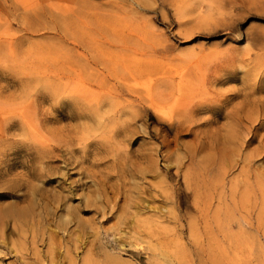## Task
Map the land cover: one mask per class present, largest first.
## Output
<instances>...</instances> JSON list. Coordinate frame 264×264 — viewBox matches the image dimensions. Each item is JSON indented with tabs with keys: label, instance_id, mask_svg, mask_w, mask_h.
I'll list each match as a JSON object with an SVG mask.
<instances>
[{
	"label": "rangeland",
	"instance_id": "1",
	"mask_svg": "<svg viewBox=\"0 0 264 264\" xmlns=\"http://www.w3.org/2000/svg\"><path fill=\"white\" fill-rule=\"evenodd\" d=\"M234 1L0 0V264H264V194L252 176L255 196L238 185L233 198L243 207L228 196L240 158L217 171L213 125L174 142L137 107L146 85L183 98L168 106L264 97V46L251 38L264 34V0ZM202 35L216 39L191 43ZM190 162L206 170L187 212L171 172Z\"/></svg>",
	"mask_w": 264,
	"mask_h": 264
},
{
	"label": "bare ground",
	"instance_id": "2",
	"mask_svg": "<svg viewBox=\"0 0 264 264\" xmlns=\"http://www.w3.org/2000/svg\"><path fill=\"white\" fill-rule=\"evenodd\" d=\"M164 1V0H161ZM136 2V1H135ZM233 4L235 3L234 0H232ZM240 2L241 6L243 4H245L246 0H239L238 3ZM249 35V34H248ZM252 39H254L256 42H258L260 45L264 46V34L261 33H257L256 35H252L251 37ZM251 39V40H252ZM158 83V82H157ZM146 85V84H145ZM144 85V86H145ZM151 85V84H150ZM160 85V84H159ZM143 86V87H144ZM150 86L146 85L144 87V94H145V98L143 99V103L146 101V105H144L143 103H139L137 104L138 106V110L139 112H145L147 113V111H151L154 116L156 117V122L157 119H161L164 121V123H162V126L168 130H173V141L177 142V140L179 139V137H181L182 132L183 131H188V132H193L194 133V137L197 138H201L199 133L196 134L195 132L199 129L198 127L202 126V125H209L210 127L213 125V144L211 142V145H214V151L216 152L217 157V163L215 161L216 164H218L219 166L217 167V171L219 170L218 168H223L226 165H231L232 160L234 161L235 155L237 157H239L240 159H238V161L240 160L241 164L243 165L242 168L245 167L246 170H241L243 171L242 173H240L242 175V177L240 178H236L238 181L235 180L234 184L237 187L238 185H242V187H249L248 190H250L251 192H249L247 190V188H244V192H246L244 195H247L249 192V195L251 196V194L253 195L254 191L251 190L250 185L253 184V182H250V179H252L251 177L253 176L252 181L255 182L257 190L259 191L260 195L264 194V177H262V175H264V173H260L261 171H264V169L260 170L259 173H257V171L259 170L258 168V164H256L255 166L258 168V170L256 172H253L252 170H254L256 167H254V163L256 161H259L260 159L264 158V156H261V152L264 151V133L259 134L260 132L258 131L257 133V124L259 123V125L264 124V119H261V116H264V97H258L257 100L256 98H252V101L249 103V94L244 93L241 95V98L243 100L239 101V103H233L231 104L232 106L228 107V103L229 101L227 100V97H225L223 100H218V103H215L214 105H208V107H203L200 106V104H196L198 102H196L195 104L192 103V105H184V102L181 103L182 107H178L177 105L174 106H168L169 101L171 102V100H173L176 104H180L179 101L181 100V96L178 93H174L175 91H173L174 94L171 93H166L163 92V96H160V93H157V96L159 97H152L150 95ZM169 87V86H168ZM126 89V88H125ZM174 89V88H173ZM123 91V90H122ZM126 91V90H125ZM152 92V91H151ZM157 92V91H156ZM128 93V92H126ZM134 93V92H133ZM243 93V92H242ZM135 94V93H134ZM187 94V93H186ZM204 94V93H203ZM129 95V94H128ZM132 95V93H131ZM138 95V94H136ZM237 94H235L236 96ZM119 96V95H118ZM135 96V95H134ZM140 97V95H138ZM156 96V95H155ZM208 96V95H207ZM132 97V96H131ZM202 96H200L199 98L201 99ZM198 97L196 98L197 100L199 99ZM133 99V98H132ZM135 100H137L136 98H134ZM133 99V100H134ZM141 99V98H140ZM138 99V100H140ZM183 99V98H182ZM230 99V98H229ZM132 100V101H133ZM137 100V101H138ZM251 100V99H250ZM204 101V99H203ZM227 101V103H225ZM186 102V101H185ZM138 103V102H137ZM173 104V103H172ZM189 104V103H188ZM248 105H251V107H247ZM136 108V106H134ZM129 108V107H128ZM125 112V111H124ZM210 112L211 117L210 118H205L204 120L200 121V122H196L194 121V119L196 120V118H193L194 116L197 115V113H207ZM196 114V115H195ZM199 115V114H198ZM197 115V116H198ZM253 115V116H252ZM135 116V115H134ZM250 116L254 118V122L258 123L254 124L253 119L250 118ZM208 117V116H207ZM200 118V117H199ZM197 117V119H199ZM220 118H224L226 121V123H218ZM252 123H250V119ZM135 119V118H134ZM9 120V119H8ZM249 120V121H248ZM11 122V121H10ZM9 122V123H10ZM120 122V121H119ZM20 123V122H19ZM249 124V125H248ZM22 126V125H21ZM207 126V127H209ZM253 128H256V133L253 134V131L251 130ZM4 128V127H3ZM264 129V128H262ZM207 130V129H206ZM252 131V136L249 135L248 139H244L245 138V133L246 132ZM259 130V129H258ZM200 130H198L199 132ZM205 131V130H202ZM204 133V132H202ZM207 134V132H206ZM248 134V133H247ZM212 136V135H211ZM206 137V136H204ZM248 137V136H246ZM4 138V137H3ZM196 138V139H197ZM1 139V138H0ZM255 142H257V144L253 147L250 148L251 150L249 152H245L246 154H243V152L241 153V151H243V149L248 145L249 142H252L254 140H256ZM172 141V140H171ZM200 141V140H199ZM199 143V142H198ZM209 144V143H208ZM250 145V143H249ZM199 146V145H198ZM204 146V145H203ZM205 146H208L207 144ZM200 147V146H199ZM197 147V148H199ZM202 147V145H201ZM209 147V146H208ZM211 147V146H210ZM248 148V147H247ZM200 150V148H199ZM202 151V150H201ZM198 152V151H197ZM188 153V152H187ZM192 154V153H191ZM194 154H197L196 151L194 152ZM210 155V154H209ZM264 155V154H262ZM192 156V155H191ZM196 156V155H195ZM213 156V155H212ZM188 158V157H187ZM195 158V157H193ZM197 158V156H196ZM167 160H170V157L166 158ZM189 159V158H188ZM202 160V159H201ZM210 160V156H206L205 159L202 160L203 165L206 166L207 161ZM193 161V160H192ZM197 161V160H196ZM194 161V162H196ZM237 161V162H238ZM178 162V161H177ZM206 162V163H205ZM169 163V162H168ZM201 163V162H200ZM205 163V164H204ZM234 163V162H233ZM238 162V164H240ZM190 166L189 168L194 165L193 162H190ZM197 164V163H196ZM201 165V164H199ZM261 166V164H259ZM241 166V165H240ZM233 165H231L229 168H232ZM253 167V169L251 168ZM207 168V166H206ZM228 168V169H229ZM179 166L178 164L176 165V168L174 170V172H171V174H173L176 178V184L174 186V188L170 189V191L172 190V193L175 195V197L179 198V201L183 203L184 206V210L187 212H191L193 210H195L196 208L193 209V207H195V204H197V199L195 198V196L193 197V199H190V190H193L192 192H195V190H197V188L199 187L198 183H196V181H194L196 179V177L198 176V171L204 170L205 167H203L202 165L200 167H195L193 169L190 168L189 171L187 172H180L181 169L179 170ZM226 168V171L228 170ZM163 170L165 173H170L168 165H166L165 167H163ZM206 170V169H205ZM231 170V169H230ZM223 171V170H221ZM252 171V175L251 172ZM220 172V171H219ZM218 172L219 175H217L218 177H216V179H218L221 175ZM202 173V172H200ZM205 173V172H204ZM230 173V172H229ZM221 174H223V172H221ZM200 175V174H199ZM238 175V174H237ZM207 176V175H206ZM223 177V175H222ZM199 178V176L197 177ZM207 178V177H206ZM233 178V177H232ZM200 179V178H199ZM198 179V180H199ZM215 179V180H216ZM223 179V178H222ZM235 179V177H234ZM214 180V181H215ZM220 180V179H219ZM224 180V179H223ZM231 180V179H230ZM201 182V180H199ZM198 181V182H199ZM206 181V179L204 180ZM204 181H202V184L204 183ZM222 181V180H221ZM199 182V183H200ZM211 186L213 187V179L212 181L210 180ZM218 182V181H217ZM216 181L214 182V184L217 183ZM209 183V182H208ZM244 184V185H243ZM219 185V182H218ZM221 185V184H220ZM254 185V184H253ZM198 186V187H197ZM204 186V185H203ZM202 186V188H203ZM215 186V185H214ZM234 186V185H233ZM232 186V187H233ZM255 186V185H254ZM206 187V186H205ZM204 187V188H205ZM210 187V186H209ZM221 188L224 186H220ZM236 187L231 188L230 192L228 194V196H230L231 200L233 201V204L235 203V207H238V203H236V201L234 199H236L237 197V193L241 190L238 191V187L236 189ZM252 187V186H251ZM201 188V190H202ZM215 188V192L217 190V187H210V190H213ZM219 188V187H218ZM230 188V187H229ZM241 188V187H239ZM254 189V187H252ZM199 189V188H198ZM220 189V188H219ZM227 189V188H226ZM167 190V189H165ZM164 190V196H167V194H169V192L167 193V191ZM206 189H203L202 192H204ZM222 192V190H220ZM227 191V190H226ZM229 191V190H228ZM243 191H240L239 196H241L243 194ZM253 191V193H252ZM256 191V190H255ZM219 192V191H218ZM171 193V192H170ZM198 193V192H197ZM251 193V194H250ZM203 194V193H202ZM227 194V192H226ZM170 195V194H169ZM200 193H198V197H199ZM221 195V194H220ZM249 196V197H250ZM255 196V195H253ZM257 196V195H256ZM169 197V196H167ZM166 197V198H167ZM222 197V196H221ZM259 197V196H258ZM220 198V197H219ZM234 198V199H233ZM245 200L247 199L248 201V197L245 198V196L243 197ZM255 198V197H254ZM262 198H264V196H262ZM225 199V198H224ZM256 199V198H255ZM259 199V198H258ZM230 200V199H229ZM259 200H262L261 198ZM257 201V199H256ZM255 201V202H256ZM239 202V201H238ZM242 202V201H241ZM240 202V204H241ZM254 202V203H255ZM262 202V201H261ZM176 203V202H175ZM225 203V202H224ZM232 203V202H231ZM236 204H238L236 206ZM194 205V206H193ZM242 205V204H241ZM240 205V206H241ZM240 206L238 207V210L240 208ZM261 206V205H260ZM243 207V205H242ZM241 207V208H242ZM4 214V215H3ZM231 214V213H230ZM3 216H7V212L2 213ZM228 216V213L226 214ZM1 216V215H0ZM8 220V219H7ZM229 221V220H228ZM260 224V223H259ZM258 224V225H259ZM257 225V227H258ZM5 227V226H4ZM2 230H0V242H2ZM6 238V237H5ZM150 246V245H149ZM16 250V248H15ZM17 251V250H16ZM19 252V251H18ZM22 255V254H21ZM22 259V258H21ZM84 264H86V262H84Z\"/></svg>",
	"mask_w": 264,
	"mask_h": 264
},
{
	"label": "snow or ice",
	"instance_id": "3",
	"mask_svg": "<svg viewBox=\"0 0 264 264\" xmlns=\"http://www.w3.org/2000/svg\"><path fill=\"white\" fill-rule=\"evenodd\" d=\"M162 7H167V5L165 4H161ZM254 22V18H249V20H246L243 24L240 25V29L241 31H243L244 29H246L248 27V25L250 23ZM216 39V37H209V36H199V37H196L193 39V41H191V43H198V42H201V41H208V42H211L212 40ZM227 103V101L225 102ZM3 194H0V197H2Z\"/></svg>",
	"mask_w": 264,
	"mask_h": 264
}]
</instances>
